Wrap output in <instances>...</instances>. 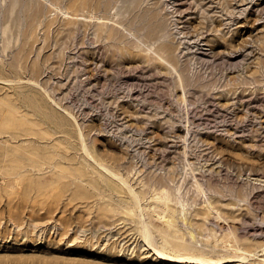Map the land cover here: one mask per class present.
<instances>
[{
    "label": "rangeland",
    "instance_id": "obj_1",
    "mask_svg": "<svg viewBox=\"0 0 264 264\" xmlns=\"http://www.w3.org/2000/svg\"><path fill=\"white\" fill-rule=\"evenodd\" d=\"M154 247L264 264V0H0V264Z\"/></svg>",
    "mask_w": 264,
    "mask_h": 264
},
{
    "label": "bare ground",
    "instance_id": "obj_2",
    "mask_svg": "<svg viewBox=\"0 0 264 264\" xmlns=\"http://www.w3.org/2000/svg\"><path fill=\"white\" fill-rule=\"evenodd\" d=\"M70 115H72L71 117H73V119L75 121H77V118L75 115L71 114L69 111H67ZM79 135L80 136H83V131L81 130V128H79ZM81 149L84 151V153L87 155V156H91L90 154V151H89V148L87 147V144L84 140V137H82V141H81ZM97 161V160H96ZM98 167L100 170H102L101 172L105 175H109L107 176L108 178H120L123 183L125 185H127L131 191H133V194H134V197L136 198L137 200V203L140 204V199H139V195L134 191L132 185L129 183L128 179H126L122 174H119L118 171H116L115 169H113L111 166H109L107 163L105 162H102V161H99L98 162ZM202 186V183L201 181H197V188H201ZM185 206L182 204V209H179L178 210V213L175 214L177 211L175 209V212H174V217H178L181 221H184L186 222L188 220V214L185 212ZM141 223H142V228L144 230V237L147 241H150L149 243H152L153 241V234L151 232V228H150V224L148 222H146V220L144 218H141ZM154 244H152L153 246ZM155 248V247H154ZM157 250V248H155ZM159 250V249H158ZM157 250V251H158ZM161 250H159L158 252H160ZM164 257H169V258H172V259H177V260H180L181 258H189V259H194L195 261L196 260H206V261H210L211 263H215L217 264V261H219V259H210V258H206L205 256H202V255H197V254H190L189 256H183L182 254H178V255H166L163 251L160 252ZM159 253V254H160ZM161 255V256H162Z\"/></svg>",
    "mask_w": 264,
    "mask_h": 264
}]
</instances>
